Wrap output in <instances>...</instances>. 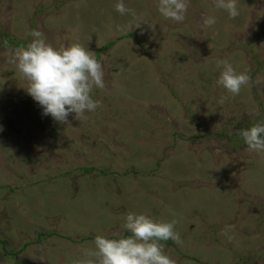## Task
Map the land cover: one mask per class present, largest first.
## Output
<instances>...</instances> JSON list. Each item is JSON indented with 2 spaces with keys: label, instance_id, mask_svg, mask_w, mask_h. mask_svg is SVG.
Here are the masks:
<instances>
[{
  "label": "rangeland",
  "instance_id": "rangeland-1",
  "mask_svg": "<svg viewBox=\"0 0 264 264\" xmlns=\"http://www.w3.org/2000/svg\"><path fill=\"white\" fill-rule=\"evenodd\" d=\"M117 2L0 0V264H79L96 236L128 235V213L176 221L181 243L161 242L175 264H264V152L239 135L264 122V0H237L235 19L189 0L182 23L158 0H124L136 18ZM33 31L95 58L115 42L86 118L43 115L7 62L8 38ZM221 61L251 78L238 95Z\"/></svg>",
  "mask_w": 264,
  "mask_h": 264
},
{
  "label": "clouds",
  "instance_id": "clouds-1",
  "mask_svg": "<svg viewBox=\"0 0 264 264\" xmlns=\"http://www.w3.org/2000/svg\"><path fill=\"white\" fill-rule=\"evenodd\" d=\"M215 8L224 10L230 19L239 16L237 0H213ZM115 10L136 18L134 9L118 0ZM189 0H158L157 8L165 18L182 23L186 18ZM214 17H203L202 26L211 27ZM140 24H137L136 28ZM131 28V25L128 26ZM34 38L27 47L16 48L8 53L9 64L16 67L27 82V94L43 109V115L51 116L60 124H68V117L75 114L79 120L86 118V112H94L101 102L94 101L91 93L94 88L105 87L102 64L95 53L85 50L80 44L54 48L43 38L42 33L33 31ZM223 71L217 85L230 95H238L241 88L248 85L250 77L237 73L227 61L217 67ZM226 96L221 97V103ZM250 153L264 152V122H258L249 129L239 132ZM176 221L156 222L144 214L128 213L121 227L127 236L108 238L98 235L93 240L94 249L85 250L86 260L79 264H175L164 252L162 241L172 240L181 243L179 234L174 231ZM227 234V230L223 233ZM232 238L229 237V240Z\"/></svg>",
  "mask_w": 264,
  "mask_h": 264
},
{
  "label": "trees",
  "instance_id": "trees-1",
  "mask_svg": "<svg viewBox=\"0 0 264 264\" xmlns=\"http://www.w3.org/2000/svg\"><path fill=\"white\" fill-rule=\"evenodd\" d=\"M8 40L9 41H12L13 43H14V45H16L17 47H19V48H21V47H27V45L29 44V42L27 43V42H21V41H18V40H16V39H11V38H8ZM115 42L113 41V42H111V43H109L108 45H105L104 47H102L101 49H99V53L100 52H104V51H108L111 47H112V45L114 44ZM99 53L96 55V58L99 56ZM166 242H168L169 243V240L168 241H166Z\"/></svg>",
  "mask_w": 264,
  "mask_h": 264
}]
</instances>
